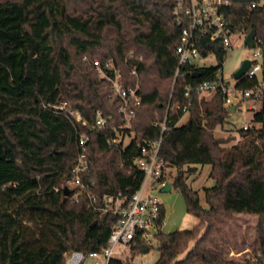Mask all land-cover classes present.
Instances as JSON below:
<instances>
[{
    "label": "trees",
    "instance_id": "1",
    "mask_svg": "<svg viewBox=\"0 0 264 264\" xmlns=\"http://www.w3.org/2000/svg\"><path fill=\"white\" fill-rule=\"evenodd\" d=\"M229 1L224 15L231 33L246 39L254 30L244 45L264 44V4L251 8L260 0ZM173 7L174 0H0V264H64L67 253L99 252L116 218L88 209L85 195L74 200L61 189L80 152L78 135L89 136L82 184L99 199L120 194L127 200L143 179L134 161L142 145L159 137L153 122L165 116L169 130L159 157L176 171L172 188L198 223L157 235L154 264H254L247 255L227 257L217 223L237 214L259 218L251 253L264 252V110L238 130L235 144L222 147L231 139L214 138L213 130L227 117L222 94L206 101L194 91L185 97L184 88L215 81L225 50L197 38L202 57L214 54L216 65L181 66L173 83L181 29ZM108 60L125 86L137 83L141 98L125 131L134 137L124 147L109 144L112 131L93 129L98 111L110 124L123 122L117 112L121 100L92 66ZM132 68L136 78L129 76ZM254 83L241 79L237 86ZM188 103L187 120L180 125ZM63 104L64 110L51 108ZM68 111L77 112L86 125L75 123ZM205 165L213 182L202 188L207 208L187 183L197 166ZM151 248L138 243L133 251L144 255Z\"/></svg>",
    "mask_w": 264,
    "mask_h": 264
},
{
    "label": "built area",
    "instance_id": "2",
    "mask_svg": "<svg viewBox=\"0 0 264 264\" xmlns=\"http://www.w3.org/2000/svg\"><path fill=\"white\" fill-rule=\"evenodd\" d=\"M264 0L250 4L251 8L261 6ZM229 0H174L172 14L175 22L180 26L178 44L175 47L177 67L173 77V83L179 74L180 67L192 65L196 67L195 61L203 58L198 50L197 38H206L212 44H221L226 51L231 48L230 37L232 35L224 11L230 7ZM254 59L241 77L243 80L255 81L250 88L238 87L236 80L234 86L225 83L221 76V68L216 71V80L204 82L196 87L186 86L184 96L188 97L192 91L202 97L205 94L212 96L219 92L223 96V109L227 116L243 112L244 108L252 114L258 110H264V80L262 79V68L264 65V44H258L252 48ZM209 55H213L210 53ZM92 66L97 70L98 76L105 78L110 83V90L114 97L121 100L117 109L123 122L110 124L109 118L102 117L96 112L93 129L112 131L113 136L109 144H121L126 146V139H133V132L126 133L130 128V121L134 116L133 108L138 106L141 98L137 92V83L134 87L124 85L120 71L114 66L112 60L101 64L93 61ZM110 71V75L106 71ZM130 77H137L136 68L130 69ZM137 82V81H136ZM188 105L182 108V113L187 114ZM52 109L64 110V104ZM167 107V111H168ZM68 115L75 123L85 126L86 122L74 111H68ZM250 124H245L241 129H246ZM153 127L159 129V137L148 141L140 148V154L135 159L134 165L143 173V179L139 189L129 199H124L120 194L116 196L106 195L100 199L92 195L86 185L81 182V175L88 170L89 159L87 157V146L89 136L86 133L78 135L77 143L80 152L71 170V178L66 180L61 189L67 191L70 199H77L80 195L88 198V209L110 214L116 218L111 232L104 247L99 252L82 253L73 251L67 253L64 264H85L89 259L102 258V262L94 261L91 264H130L131 256L136 254L133 249L138 243L152 247L157 244V235L163 233L165 226V210L154 192L162 191L167 185H171L173 178L171 170L167 168L164 161L159 157L160 145L164 134L169 130L166 116L162 121L153 122ZM55 192L58 188L54 189ZM262 236L264 238V221L262 224ZM254 264H264V252L258 251L251 257Z\"/></svg>",
    "mask_w": 264,
    "mask_h": 264
},
{
    "label": "rangeland",
    "instance_id": "3",
    "mask_svg": "<svg viewBox=\"0 0 264 264\" xmlns=\"http://www.w3.org/2000/svg\"><path fill=\"white\" fill-rule=\"evenodd\" d=\"M244 42L245 36L242 34H236L230 37L231 48L226 51L225 60L221 66V75L218 73V76H221L222 80L231 86L236 84L233 74L240 67L241 63L245 60L250 62L254 59V50L246 47ZM195 64L197 68L214 67L216 65V60L213 55H208L207 57L197 59ZM202 98L209 101L211 96L205 94ZM245 109L246 108H244L243 112L237 111L229 117L226 115L225 123L221 126H217L213 130L212 135L214 138L221 140L231 139L229 143L223 144L222 147H229L239 141L240 137L238 130L245 124H250L252 113ZM187 117L188 115L185 114L178 124H184ZM130 141L131 139L127 138L125 144L127 145ZM201 168L196 175L189 176L187 183L191 189L198 191L202 207L207 208L203 199L202 188L212 186L213 182L206 177V172H208L210 167L205 165ZM170 172L173 178L176 171L171 170ZM154 194L162 203L165 210L163 234H168L176 230H190L198 223L197 218L187 214L184 199L174 188L171 187L169 192L156 191ZM259 225L260 220L257 216L247 214L233 215L226 218L224 224L217 223V226H221L222 230L220 236L228 249L227 257L236 260L247 255L251 258L253 256L251 250L259 237ZM213 236L216 240L219 238L217 233H213ZM191 247L192 245L189 244L187 250L179 255V258H182ZM131 257L130 264H154L158 258L157 244L153 243L151 250L147 254L143 255L136 253ZM94 261L102 262V258L88 259L85 264H91Z\"/></svg>",
    "mask_w": 264,
    "mask_h": 264
},
{
    "label": "water",
    "instance_id": "4",
    "mask_svg": "<svg viewBox=\"0 0 264 264\" xmlns=\"http://www.w3.org/2000/svg\"><path fill=\"white\" fill-rule=\"evenodd\" d=\"M255 32L252 30L246 37L245 42H248L254 38ZM250 66V62L248 60H245L241 63L240 67L234 72L233 78L234 80H240L241 77L245 74V72L248 70ZM199 76V73H194L192 75L193 78H197ZM171 190V185H167L166 188L163 190V192H169ZM67 193V191H65Z\"/></svg>",
    "mask_w": 264,
    "mask_h": 264
},
{
    "label": "crops",
    "instance_id": "5",
    "mask_svg": "<svg viewBox=\"0 0 264 264\" xmlns=\"http://www.w3.org/2000/svg\"><path fill=\"white\" fill-rule=\"evenodd\" d=\"M200 168H201V167L197 166V172H198V170H199ZM201 169H202V168H201ZM209 170H210V169H209ZM209 170H208V172H206V173H207V176H206V177H208Z\"/></svg>",
    "mask_w": 264,
    "mask_h": 264
}]
</instances>
